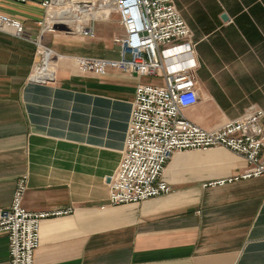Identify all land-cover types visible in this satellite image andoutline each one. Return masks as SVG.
<instances>
[{
  "label": "crops",
  "instance_id": "obj_1",
  "mask_svg": "<svg viewBox=\"0 0 264 264\" xmlns=\"http://www.w3.org/2000/svg\"><path fill=\"white\" fill-rule=\"evenodd\" d=\"M42 1L0 0V14L28 36L0 30V208L25 175L24 209L62 211L39 222L33 264H264V173L213 183L249 168L225 148L174 151L161 174L167 193L107 203L106 178L124 150L142 78L74 64L76 56L117 57L115 13L93 21L92 37H62L43 30L58 0ZM172 1L190 30L195 62L197 98L182 115L212 130L249 105L264 112V0ZM89 41L97 54L81 52ZM39 46L53 51L42 58L48 81L32 80ZM7 262L0 234V264Z\"/></svg>",
  "mask_w": 264,
  "mask_h": 264
},
{
  "label": "built area",
  "instance_id": "obj_2",
  "mask_svg": "<svg viewBox=\"0 0 264 264\" xmlns=\"http://www.w3.org/2000/svg\"><path fill=\"white\" fill-rule=\"evenodd\" d=\"M53 1L43 0L41 4L49 6ZM55 4L57 7L48 12L43 27L47 32L53 31L55 24H62L68 31L92 37V21L96 20L93 13L104 18L115 13L118 17L122 31L113 38L117 57L76 56L74 64L79 71L103 75L108 69H117L160 78L159 83H139L134 88L124 150L115 170L106 178L109 205L167 193L170 189L161 174L174 151L222 147L249 166L239 176L213 182L217 184L264 173V157L260 156L264 112L260 108L249 105L239 117L212 130L182 115V109L197 98L193 84L195 62L190 30L172 0H58ZM7 28L18 38H28L17 21L0 14V30ZM51 78L39 76L32 80ZM25 180V175L16 179L9 205L0 208V234L7 239V264H33L39 222L62 213L24 209L21 198Z\"/></svg>",
  "mask_w": 264,
  "mask_h": 264
},
{
  "label": "rangeland",
  "instance_id": "obj_3",
  "mask_svg": "<svg viewBox=\"0 0 264 264\" xmlns=\"http://www.w3.org/2000/svg\"><path fill=\"white\" fill-rule=\"evenodd\" d=\"M112 16H115L116 17V15L115 14H112ZM117 18V17H116ZM95 21V20H94ZM92 23H94L93 21H92ZM94 28H95V30H96V28L98 27V24L97 23H94V26H93ZM71 29H74L73 27H71ZM50 33H52V34H57V35H60V36H62V37H67V36H73V35H78V37H80L81 35L78 33V32H76V31H68V30H66L65 28H63V29H57V28H55L53 31H51ZM85 46H87V47H84L82 50H81V52H84V53H86V52H90V50H91V52L92 53H94V54H97L98 53V50H99V48L97 47V45H96V43L95 42H92V41H89V42H85ZM100 51V50H99ZM98 55H100V54H98ZM64 59V58H63ZM38 60H40V59H38ZM72 61H73V59H72ZM52 64H53V62H52ZM140 78H142V82L144 83H157V82H159L160 81V78L158 77V76H141Z\"/></svg>",
  "mask_w": 264,
  "mask_h": 264
},
{
  "label": "bare ground",
  "instance_id": "obj_4",
  "mask_svg": "<svg viewBox=\"0 0 264 264\" xmlns=\"http://www.w3.org/2000/svg\"><path fill=\"white\" fill-rule=\"evenodd\" d=\"M50 9H52V8H50ZM93 16H94V18L96 19V20H100V19H105L102 15H100L99 13H93ZM80 20V19H79ZM81 21V20H80ZM78 24V23H77ZM69 25H71V24H69ZM76 27H77V25H76ZM75 27V28H76ZM50 53L51 54V52L52 51H47V50H44L43 49V47L42 46H39L38 47V53H40V56L38 57H36V59H35V63H34V66H33V68H32V72L34 73L35 72V74L34 75H36L37 77H39V76H50L51 77V75H49V73H47V71H43L42 69H43V64H42V58H43V56H44V54L45 53ZM54 53H52V55L50 56V58H49V62H50V65L52 64V61H53V55ZM37 59H40V61H36ZM50 65H48V66H50ZM52 79V78H51Z\"/></svg>",
  "mask_w": 264,
  "mask_h": 264
},
{
  "label": "water",
  "instance_id": "obj_5",
  "mask_svg": "<svg viewBox=\"0 0 264 264\" xmlns=\"http://www.w3.org/2000/svg\"><path fill=\"white\" fill-rule=\"evenodd\" d=\"M54 27L57 28V29L65 28L62 24H55Z\"/></svg>",
  "mask_w": 264,
  "mask_h": 264
}]
</instances>
